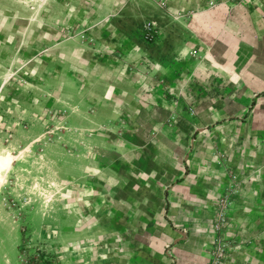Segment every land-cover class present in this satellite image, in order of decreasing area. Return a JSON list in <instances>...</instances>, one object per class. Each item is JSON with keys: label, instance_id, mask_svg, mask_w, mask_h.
Masks as SVG:
<instances>
[{"label": "crops", "instance_id": "obj_1", "mask_svg": "<svg viewBox=\"0 0 264 264\" xmlns=\"http://www.w3.org/2000/svg\"><path fill=\"white\" fill-rule=\"evenodd\" d=\"M158 4L149 21L166 58L146 86L162 107H140L119 135L95 115L62 132L76 137L60 150L76 151L62 166L78 181L77 207L30 218L33 236L56 244L57 264H214V242H225L210 223L235 175L264 152V0ZM7 197L0 188V264H21L20 209Z\"/></svg>", "mask_w": 264, "mask_h": 264}, {"label": "rangeland", "instance_id": "obj_2", "mask_svg": "<svg viewBox=\"0 0 264 264\" xmlns=\"http://www.w3.org/2000/svg\"><path fill=\"white\" fill-rule=\"evenodd\" d=\"M41 2L0 0V154L17 155L15 173L13 166L6 171L1 189L8 204L20 209L21 264H57L56 244L33 236L32 213L38 219L47 210L54 219L77 207L78 181L62 166L76 151L60 150L76 137L65 141L62 132L95 115L111 119L98 126L119 135L135 124L140 107L150 112L162 107L155 103L157 88H147L146 81L160 79L166 58L149 21L160 0ZM198 10L203 11L185 13ZM188 90L194 89L182 93ZM30 96L41 101L25 102ZM260 156L234 177L228 198L240 199H228L224 219L210 223L224 234L219 264H264V152ZM14 174L19 180L13 183Z\"/></svg>", "mask_w": 264, "mask_h": 264}, {"label": "built area", "instance_id": "obj_3", "mask_svg": "<svg viewBox=\"0 0 264 264\" xmlns=\"http://www.w3.org/2000/svg\"><path fill=\"white\" fill-rule=\"evenodd\" d=\"M227 201H228L227 197H224L221 200L222 208H221V211L219 212V215L217 216V220H219V221H222L224 219L223 217L226 215L225 214V206H227ZM215 227L219 228V226L217 224L215 225ZM25 248H26V246H25ZM223 251H224V245L214 242V252H215L214 253L215 254L214 264H219L220 263L218 261L220 260V257L222 256Z\"/></svg>", "mask_w": 264, "mask_h": 264}, {"label": "bare ground", "instance_id": "obj_4", "mask_svg": "<svg viewBox=\"0 0 264 264\" xmlns=\"http://www.w3.org/2000/svg\"><path fill=\"white\" fill-rule=\"evenodd\" d=\"M39 1L44 2L45 0H39ZM16 157H17V155H12L9 152H6L5 154H0V188L5 181V178L1 174V171L2 170L8 171L11 168L12 162Z\"/></svg>", "mask_w": 264, "mask_h": 264}]
</instances>
